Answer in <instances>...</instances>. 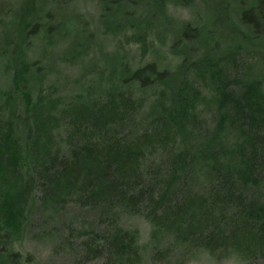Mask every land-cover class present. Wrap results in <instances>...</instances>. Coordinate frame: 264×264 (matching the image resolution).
<instances>
[{
    "label": "trees",
    "instance_id": "1",
    "mask_svg": "<svg viewBox=\"0 0 264 264\" xmlns=\"http://www.w3.org/2000/svg\"><path fill=\"white\" fill-rule=\"evenodd\" d=\"M70 1L0 0V264L31 262L13 246L35 188L46 204L101 208L105 227L83 244L101 264L143 262L127 213L144 214L146 243L264 254V0H200L181 21L167 6L189 0H98L102 32L140 41L141 58L106 54L93 87L55 102L42 85L56 58L94 38L60 12Z\"/></svg>",
    "mask_w": 264,
    "mask_h": 264
},
{
    "label": "rangeland",
    "instance_id": "2",
    "mask_svg": "<svg viewBox=\"0 0 264 264\" xmlns=\"http://www.w3.org/2000/svg\"><path fill=\"white\" fill-rule=\"evenodd\" d=\"M29 1L26 0V3ZM98 3V0H72L60 8V12L64 13L65 10L68 15L73 12L81 16L80 19L87 22L89 31L94 33V38L83 57H77L73 61L63 55L59 56L61 58L59 60L58 57L56 58V64L52 66L47 81L42 85V91L52 94L55 102L63 97L72 98L83 90L93 87L91 80L97 77L100 71L104 73L107 69L105 64L103 65V61L108 59H104L106 54L110 53L112 56L115 50L125 53V61L129 63L138 62L141 58L138 49L140 41H135L129 35L125 37L120 34L116 37L110 32L108 34L102 32L104 25L100 26L97 21L100 9ZM200 7V0L186 1L184 6H167L168 13L180 21L192 18ZM159 43L161 44L160 41ZM159 43L155 42V47L163 49L164 46ZM62 48L64 47L58 49ZM28 51L36 54V47L31 44ZM147 53L143 60L155 58L152 48H148ZM41 56L39 55V58ZM170 57L169 53L162 56L164 61L168 62L173 61ZM5 116L6 108L0 107L2 126ZM55 126V123L50 125L53 128ZM60 138L59 136L55 140L60 143ZM31 194L34 202L30 204L28 225L22 240L13 246L22 258H29L31 261L25 264H101L103 262V254L91 258L89 254L87 258L83 247L88 231L90 232L91 229L100 231L105 227L106 220L102 218V210L97 204L80 205L73 197L62 199L58 204H46V198L42 197V193L37 188L33 189ZM85 206L87 207L83 208ZM118 216L119 225L127 230L136 231L139 244L144 245L141 249L143 262L131 260L132 264H264L262 253L246 258L232 253L227 256L212 255L201 248L187 246L181 241L173 249L167 247L169 238H162V241L158 240L157 243H146L149 224L144 214L127 213ZM182 245L185 248H182Z\"/></svg>",
    "mask_w": 264,
    "mask_h": 264
}]
</instances>
